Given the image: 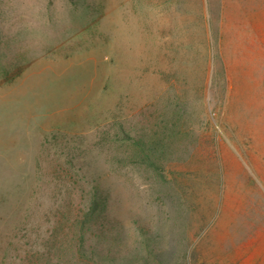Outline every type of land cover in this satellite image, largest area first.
Instances as JSON below:
<instances>
[{
    "label": "rangeland",
    "instance_id": "374dc122",
    "mask_svg": "<svg viewBox=\"0 0 264 264\" xmlns=\"http://www.w3.org/2000/svg\"><path fill=\"white\" fill-rule=\"evenodd\" d=\"M0 264H264V0H0Z\"/></svg>",
    "mask_w": 264,
    "mask_h": 264
}]
</instances>
